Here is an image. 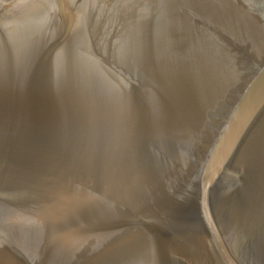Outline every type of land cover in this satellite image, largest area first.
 Here are the masks:
<instances>
[{"label":"water","instance_id":"95a60500","mask_svg":"<svg viewBox=\"0 0 264 264\" xmlns=\"http://www.w3.org/2000/svg\"><path fill=\"white\" fill-rule=\"evenodd\" d=\"M0 264H264V0H0Z\"/></svg>","mask_w":264,"mask_h":264}]
</instances>
